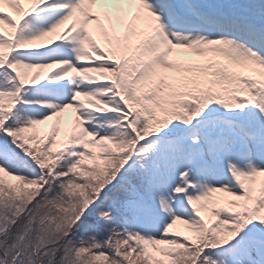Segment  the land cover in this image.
Segmentation results:
<instances>
[{
    "label": "snow or ice",
    "instance_id": "snow-or-ice-1",
    "mask_svg": "<svg viewBox=\"0 0 264 264\" xmlns=\"http://www.w3.org/2000/svg\"><path fill=\"white\" fill-rule=\"evenodd\" d=\"M0 264H264V0H0Z\"/></svg>",
    "mask_w": 264,
    "mask_h": 264
}]
</instances>
